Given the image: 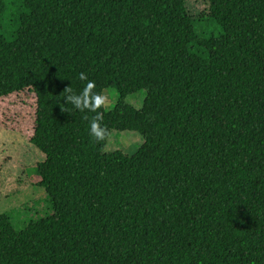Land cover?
<instances>
[{"label": "trees", "instance_id": "1", "mask_svg": "<svg viewBox=\"0 0 264 264\" xmlns=\"http://www.w3.org/2000/svg\"><path fill=\"white\" fill-rule=\"evenodd\" d=\"M207 1L0 0V126L42 154L52 207L0 213V264H264V0ZM80 73L115 90L100 111L131 155L65 102Z\"/></svg>", "mask_w": 264, "mask_h": 264}, {"label": "rangeland", "instance_id": "2", "mask_svg": "<svg viewBox=\"0 0 264 264\" xmlns=\"http://www.w3.org/2000/svg\"><path fill=\"white\" fill-rule=\"evenodd\" d=\"M185 5L193 16L206 14L209 10L207 0H185ZM195 27L200 34L219 35L222 32L221 26L211 20L196 22ZM103 94L110 98L107 108L110 109L117 94L113 88H107ZM142 99L141 94H134L128 102L139 108ZM116 134L112 136L107 152L121 150L131 155L142 141L134 131L124 130ZM42 160V154L25 136L0 126V213H6L16 229L24 227L29 220L52 213L44 190L37 186L35 167Z\"/></svg>", "mask_w": 264, "mask_h": 264}, {"label": "clouds", "instance_id": "3", "mask_svg": "<svg viewBox=\"0 0 264 264\" xmlns=\"http://www.w3.org/2000/svg\"><path fill=\"white\" fill-rule=\"evenodd\" d=\"M79 79L87 81L86 85L79 93H75L71 86L66 87L63 91L67 93L65 102L81 112L88 111L95 114L89 121V134L101 146V151L106 152L109 149L112 131L103 123L104 114L100 110L109 107L110 98L106 94L96 92L95 82L88 80L85 73H80ZM62 110L64 111L63 108ZM85 119L88 117L85 116Z\"/></svg>", "mask_w": 264, "mask_h": 264}]
</instances>
